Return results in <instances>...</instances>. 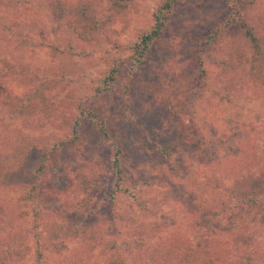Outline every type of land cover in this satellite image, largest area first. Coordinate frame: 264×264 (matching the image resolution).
Returning <instances> with one entry per match:
<instances>
[{
  "label": "rangeland",
  "instance_id": "rangeland-1",
  "mask_svg": "<svg viewBox=\"0 0 264 264\" xmlns=\"http://www.w3.org/2000/svg\"><path fill=\"white\" fill-rule=\"evenodd\" d=\"M160 1L129 0L115 9L109 39L92 48L66 34L55 37L45 10L37 11L46 40L60 50L70 44L74 54L45 47L32 52L38 46L25 42L1 51L22 65L0 90V261L107 264L119 256L136 264L140 250L177 236L192 245L215 244L238 264H264V188L255 206L243 207L231 188L244 169L228 175L224 165L238 159L255 163L253 174L264 172V0H236L259 52L238 25L199 45L227 20L230 6L226 0L183 2L130 72L127 48L153 26ZM25 37L42 40L38 31ZM113 61L119 79L111 92L96 95L95 82ZM18 98L31 109L57 103L64 109L28 127L25 112L10 115ZM87 109L121 148L122 181L89 121L72 133L79 110ZM44 153L47 171L31 200L33 171Z\"/></svg>",
  "mask_w": 264,
  "mask_h": 264
},
{
  "label": "trees",
  "instance_id": "trees-1",
  "mask_svg": "<svg viewBox=\"0 0 264 264\" xmlns=\"http://www.w3.org/2000/svg\"><path fill=\"white\" fill-rule=\"evenodd\" d=\"M196 0H161L153 11V26L146 31L141 32L135 42L127 49L130 51L129 71L133 72L143 59L146 58L150 47L159 40L163 30L167 26L171 13L174 7L179 3H188ZM230 6V15L227 20L217 25L213 32L198 44L205 46L213 42L215 36L222 28H229L238 25L243 30L247 41L254 46L256 52L260 51L258 38L254 30L248 26L241 17V10L238 8L236 0H226ZM129 0H0V90L6 89V79L10 78L9 73L16 72L17 67H21V63L17 61L16 56L13 59H7L3 56L1 51H4L9 46H22L25 43H33L38 47L31 49L32 52L40 50V48H48L53 54H74L73 48L67 44L62 50L54 42L46 40L48 33L47 29L40 23V19L35 15L37 11L45 10V17L47 19V28L50 27V32L55 37L58 34H66L75 39L77 44L84 47L92 48L101 39V37L108 36L107 30L112 24V17L114 10H123L128 5ZM109 4L111 7L104 6ZM111 14L109 15L108 13ZM38 31V35L42 39L39 42H33L24 38V33H31ZM21 42V43H20ZM6 45V48L2 44ZM23 43V44H22ZM6 51L7 54H12ZM199 51V50H198ZM197 53V52H196ZM89 57V53H79V55ZM15 58L17 60H15ZM16 62V63H15ZM198 72L204 73L198 65ZM12 74V73H11ZM119 79V67L116 61L110 62L109 69L105 74L97 79L94 86L96 95H105L112 91L116 82ZM15 98V97H13ZM1 99V98H0ZM20 98H18L19 100ZM30 98L27 101L31 102ZM12 102V101H11ZM15 108L10 110L11 117H18V115L25 112L23 117L24 124L28 127L37 126L42 119L54 116L61 108L64 109L60 103L51 106L38 105L30 108V104L25 99H20ZM30 108V110H29ZM66 109V108H65ZM81 120L89 121L94 129L101 136L102 140L110 151V169L117 177L118 182L123 179V169L121 166V148L117 146L111 139V135L107 131L104 120L95 112L87 110H79V117L73 122L72 133L76 135L80 126ZM76 138V137H75ZM74 138V139H75ZM71 143V142H70ZM244 158V155L241 159ZM47 154H42L39 159V165L33 171L35 182L32 184L29 192L31 200L35 199V192H37V181L42 180L41 177L47 171ZM226 164V165H225ZM255 164V163H254ZM253 163L243 162L238 159L229 160L224 163L227 169V174L239 175L240 171L243 173L239 176L242 181L237 179L234 182L236 186L231 188L236 202L243 205L245 208H251L256 205L260 189L264 188V172L260 174H253L252 170L257 171V167ZM223 165V166H224ZM256 167V169H255ZM119 185V183H117ZM120 191L114 189L110 196L113 199V194ZM34 217L36 219H43L41 210L34 209ZM202 246L200 244L192 245L187 240L181 239L177 236H172L164 241L153 244L138 252L136 264H238L233 262L228 254L223 253L217 246ZM207 247V248H206ZM0 264H5L0 261ZM65 264H92L88 259H80ZM107 264H125L122 258L115 256L109 260Z\"/></svg>",
  "mask_w": 264,
  "mask_h": 264
}]
</instances>
